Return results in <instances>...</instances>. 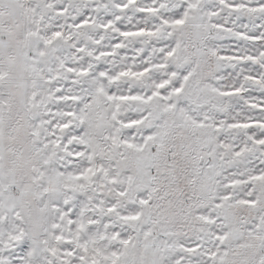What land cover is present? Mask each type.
<instances>
[{
	"label": "snow or ice",
	"instance_id": "obj_1",
	"mask_svg": "<svg viewBox=\"0 0 264 264\" xmlns=\"http://www.w3.org/2000/svg\"><path fill=\"white\" fill-rule=\"evenodd\" d=\"M0 264H264V0H0Z\"/></svg>",
	"mask_w": 264,
	"mask_h": 264
}]
</instances>
